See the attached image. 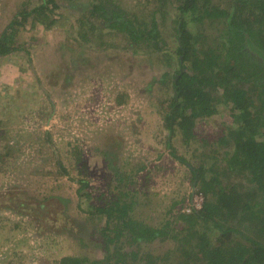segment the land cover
Instances as JSON below:
<instances>
[{"label":"trees","instance_id":"trees-1","mask_svg":"<svg viewBox=\"0 0 264 264\" xmlns=\"http://www.w3.org/2000/svg\"><path fill=\"white\" fill-rule=\"evenodd\" d=\"M85 2L77 10L88 11L96 22L83 29L84 21H78L82 42L97 49L112 48L116 46L112 36L117 35L135 54L144 50L149 54L165 52L159 27L164 18L161 9L168 4L176 10L177 66L163 116L172 154L175 151L170 139L179 134L189 145L195 138L197 120L216 115L220 105L230 109L235 126L225 127L224 134L213 140L215 148L196 167L186 164L197 188L195 196L203 198L198 210L184 206V211L175 213L177 203L172 201L153 225L137 218L133 214L136 202L128 199L132 176L113 164L117 153L106 151L101 155L112 171L111 182L117 192H111L113 197L108 201L103 200V194L95 196L98 204L87 202V211L77 204V210L86 213L83 219L69 214L68 198L51 191L33 194L21 187L0 192V210L26 217L39 228L46 226L47 232L66 235L81 249L48 264H264V0H154L158 6L146 17L127 10L118 0ZM60 7L57 0H39L35 6L24 2L0 32V57L24 50L18 37L28 23L50 29L55 23L52 15ZM205 22L216 23L218 31L207 45L205 35H195L189 29L191 25L201 30L199 26ZM85 34L90 38L85 39ZM78 60L71 66L76 68ZM121 100L118 96L116 105H122ZM4 118L0 119L2 179L17 171L14 165L21 161L25 146L50 151L53 169L45 171L47 175L56 180L70 175L50 132L11 134L13 120ZM66 152L71 164L80 165L78 171H84L68 180L78 185L77 195L90 197L86 151L67 143ZM20 224L13 226L18 229ZM155 243L160 250L149 248ZM94 251L100 257H94Z\"/></svg>","mask_w":264,"mask_h":264},{"label":"rangeland","instance_id":"rangeland-1","mask_svg":"<svg viewBox=\"0 0 264 264\" xmlns=\"http://www.w3.org/2000/svg\"><path fill=\"white\" fill-rule=\"evenodd\" d=\"M24 2L35 6L39 0H0V32ZM57 3L61 7L55 9L52 15L55 23L50 29L38 23L32 27L33 22L28 23L18 37L24 50L10 57H0V119L13 120L9 126L11 134L50 132L70 175L58 180L47 175L45 171L53 169L50 151L25 146L21 161L14 165L17 171L5 179L0 177V192L19 187L33 194L51 191L53 195L68 198L69 214L83 219L86 213H80L77 204L87 211V202L98 204L95 196L103 194V200L108 201L113 197L110 193L117 192L111 182L112 171L101 155L106 151L117 153L113 164L132 176L128 199L136 202L133 214L137 218L153 225L170 208L172 201L177 203L175 213L184 211V206L191 205L195 209L193 199L197 188L192 184L186 164L196 167L201 163L204 155L215 148L213 140L224 134L225 127L235 124L230 109L220 105L216 115L197 120L195 140L189 145H185L178 134L170 139L175 153L168 148L163 116L172 95L170 82L177 66L176 10L168 4L161 9L164 18L159 27L165 52L149 54L144 50L135 54L117 35L112 36L116 45L112 48L102 49L97 43V49L86 41L83 43L76 27L78 21H84L83 29L96 22L88 11L77 10L86 4L85 0H57ZM118 3L146 17L159 2L154 5V0H118ZM52 17L50 14L49 20ZM212 25L205 22L199 26L201 30L191 25L189 29L194 34L205 35L207 45L218 33L214 28L217 24ZM85 35V39L90 38V34ZM78 57L75 68L71 62ZM118 96L122 97V105L115 103ZM67 143L86 151L85 174L92 186L88 189L91 194L88 198L77 195L78 185L68 180V177L76 179L84 171H78L80 165L71 164ZM224 151L220 149L219 154ZM177 158H182L184 163ZM34 171L38 175L33 174ZM17 222L21 223L18 229L13 226ZM45 228L30 223L26 217L0 210V264H48L80 252L72 239L47 232ZM149 248L160 250L156 243ZM92 254L100 257L98 251Z\"/></svg>","mask_w":264,"mask_h":264},{"label":"built area","instance_id":"built-area-1","mask_svg":"<svg viewBox=\"0 0 264 264\" xmlns=\"http://www.w3.org/2000/svg\"><path fill=\"white\" fill-rule=\"evenodd\" d=\"M202 202H203V198H202L201 195L200 196L198 195V196L194 197L193 203L195 205V209L198 210L201 207ZM190 207H191V205H190ZM187 212H189V208L187 209Z\"/></svg>","mask_w":264,"mask_h":264}]
</instances>
